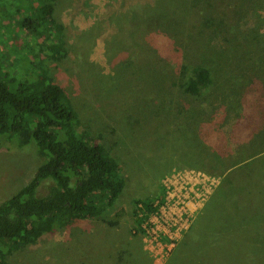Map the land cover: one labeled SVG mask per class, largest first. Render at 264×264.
Segmentation results:
<instances>
[{"label":"rangeland","instance_id":"1","mask_svg":"<svg viewBox=\"0 0 264 264\" xmlns=\"http://www.w3.org/2000/svg\"><path fill=\"white\" fill-rule=\"evenodd\" d=\"M40 1L0 0V54L12 74L25 77L31 72L27 58H33L32 54L43 57L44 52L49 53L50 44H62V58L45 59L49 74L65 90L78 125L117 159L125 185L116 203L98 218L74 220L46 232L34 242L8 250L7 261L264 264V255L256 260L241 259L242 221L237 235L230 232L210 245L208 238L199 239L197 246L202 255L195 241L187 242L201 209L212 200L224 176L213 183L207 179L206 186H210L201 190L195 185L202 182L199 173L210 178L204 168L221 170L242 159V151L236 152L235 146L242 145L248 136H242L246 128L237 125L236 112L243 114L249 109L250 103L242 97L247 96L245 90L254 87L251 82L263 83L257 88H264V0H56L53 18L60 32L54 29L36 36L24 30L23 22L42 12ZM230 3L242 6V11L250 7L251 13L241 19V28L256 27V37L249 40L251 28L246 32L243 40L250 43L240 52L230 46L231 42L223 47L210 40L212 25L197 30L208 17L205 10L221 15ZM234 17L239 18L232 15L229 21L233 22ZM216 35L222 39L225 33ZM230 38L232 43L236 41L232 35ZM199 62L211 70L214 84L201 97H187L171 81L177 82L180 64ZM231 74L238 82L233 91ZM242 120L247 118L242 116ZM36 149L32 143L21 145L16 140L2 145L0 202L27 183L43 162ZM218 153L221 156L216 158ZM195 154L202 163L196 161ZM176 171L186 172L200 194L199 199L188 198L182 229L170 228L177 208L163 202L143 222L144 231H138L133 215L135 200H159L164 195L166 201L173 181L168 179ZM50 184L42 182L37 194H46ZM263 195L262 186L249 195L244 193L256 200ZM116 212L119 222L109 225L107 220L114 219ZM260 220L258 217L251 224ZM251 226L243 229L246 240L259 244L262 236ZM202 231L206 235L201 227L198 232ZM4 247L8 249V244Z\"/></svg>","mask_w":264,"mask_h":264},{"label":"trees","instance_id":"2","mask_svg":"<svg viewBox=\"0 0 264 264\" xmlns=\"http://www.w3.org/2000/svg\"><path fill=\"white\" fill-rule=\"evenodd\" d=\"M55 1L41 0L42 12L25 18L23 25L27 33L40 36L54 29L56 33L60 32V26L53 18ZM226 8L229 9L221 15L205 10L204 15L208 17L203 19L204 25L199 24L197 30L212 25L213 33L208 31L210 40L223 47L226 42H231L230 46L240 52L250 43L243 40L250 28L247 38L250 40L257 36L256 27L241 28V19L251 13L250 7L242 11V6L230 3ZM230 8L233 10L230 11ZM232 15L239 18L234 17L231 22L229 16ZM217 32H224V38H216ZM230 35L235 42L232 43ZM62 47L61 43L50 44L48 54L44 52L43 57L32 54L33 58H27L31 72L25 77L12 74L0 54V148L12 140L21 145L32 143L43 158L31 179L0 202V264H11L6 258L8 250L34 242L46 232L58 230L74 220L98 218L116 203L125 185L117 159L101 142L88 137L78 125L65 90L49 74L45 59L62 58L65 53ZM231 76L230 89L233 91L238 82H235V75ZM251 83L254 87L244 92L247 98L242 97L250 103L249 109L243 114L236 112L239 119L237 125L242 124V128H246L242 136H248L247 140H242V145L235 146L236 152L242 151V159L221 170L204 168L207 174L218 175L216 177L219 178L224 176L212 200L201 209L197 224L190 231L191 239L187 240L195 241L196 246L199 239L208 238L209 245L216 243L217 238L230 235V232L236 235L241 232L238 225L242 221V241L239 240L241 259L243 256L244 260H256L264 255V195L257 200L244 196V193L249 195L259 186L264 188V88H257L263 84L258 81L257 85ZM171 84L177 85L185 96L194 98L206 93L214 84V79L204 62L182 63L177 82L171 81ZM240 115L247 120H242ZM231 152L232 149L228 153ZM195 156L196 161L202 163V158L198 154ZM220 156L218 153L215 157ZM239 166L242 168L239 169ZM46 181L51 182L47 193L37 194L38 186ZM163 202L164 195L159 200L156 197L135 200L137 205L133 215L138 231H144L143 222ZM118 214L116 212L115 218L107 220V223L116 225ZM258 217L261 220L252 225L251 221H256ZM249 226L262 236L259 244L246 240L243 229ZM201 227L206 235L203 231L202 234L198 232ZM196 232L199 235H194ZM6 244L8 249L4 247ZM197 251L202 255L198 246ZM224 258L227 259L226 256Z\"/></svg>","mask_w":264,"mask_h":264},{"label":"built area","instance_id":"3","mask_svg":"<svg viewBox=\"0 0 264 264\" xmlns=\"http://www.w3.org/2000/svg\"><path fill=\"white\" fill-rule=\"evenodd\" d=\"M197 171L199 172V170H197ZM185 173L186 172L176 171V172H174V174L171 175L172 177L170 179H168V181L173 179V181L170 183V186H172L171 192H168L169 195H171V196H168L167 200L164 201L165 206H168V204L172 203V206L177 208L176 212L173 211L176 218L175 219L173 218L174 221L170 224V228L173 229V227L175 226L177 231H180L184 225V222H181V220H182L181 218H182V216L186 215V210L188 209L189 199H191V198L192 199H199V197H200V194L195 192V190L193 189V186H192V184L196 183V182H193V179L191 177L185 176ZM199 174L203 175L202 182H200L201 184H199V185L197 183L195 185L200 186L201 190L202 189L206 190L207 187L210 186V185L206 186L207 179H209L210 183L217 182V180L219 181V179L215 176L211 175V177L209 178L208 177L209 175L206 176L203 173H199ZM177 184L179 185V187H177ZM197 186H194V187L196 189L200 190L199 187H197ZM186 189H188V191H186V194H181V191L182 190L185 191ZM171 193H173V194H171ZM181 196H183V198H181ZM201 198L203 199V197H201ZM168 234L169 233H167V235ZM168 236L170 237V235H168Z\"/></svg>","mask_w":264,"mask_h":264}]
</instances>
